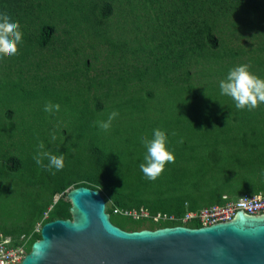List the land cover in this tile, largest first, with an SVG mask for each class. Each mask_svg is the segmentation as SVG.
Instances as JSON below:
<instances>
[{"label": "rangeland", "instance_id": "obj_1", "mask_svg": "<svg viewBox=\"0 0 264 264\" xmlns=\"http://www.w3.org/2000/svg\"><path fill=\"white\" fill-rule=\"evenodd\" d=\"M68 1L83 0H51V13L43 14L55 27L46 47H40L25 29L29 37L22 38L18 54L0 59V237L5 230H22L33 218V210L51 200L26 236L38 235L51 206L58 198L69 202L67 193L86 183L78 174L84 177V168L93 160L100 163L103 155L115 175L122 171L118 175L131 177L140 169L133 164L145 162L142 138L151 139L154 129L166 133L167 147L178 160L165 169L175 167L186 173L184 209L190 204L196 208L222 204L224 196L232 201L264 192V104L243 110L244 117L237 116L228 102L212 105L224 96L219 84L234 67L248 65L251 73L264 79L262 13L248 9L211 12L206 6L218 47L205 58L192 55L186 68L174 72L157 59L164 49L162 54L148 52L160 40H150L151 31L156 33L154 25L136 1L108 0L111 15L107 20L99 12L79 13ZM178 74L188 75L187 82L175 80ZM49 102L59 104L60 110L45 112ZM113 111L119 116L110 131L103 132L96 122ZM205 113L215 116L207 125L190 119ZM41 142L44 151L64 155L63 170L53 175L36 164L33 157ZM9 154L21 157L26 169L8 173L3 165ZM187 159V163L179 162ZM127 163H131L129 168L124 167ZM54 177L69 178V185L50 199ZM125 185L134 186L119 182L124 194L129 190ZM176 185L177 181L172 184ZM99 192L113 225L124 231L159 227L151 220L113 214L114 209L145 211L147 202L139 208H120L112 195ZM181 194L178 189L171 196Z\"/></svg>", "mask_w": 264, "mask_h": 264}, {"label": "trees", "instance_id": "obj_2", "mask_svg": "<svg viewBox=\"0 0 264 264\" xmlns=\"http://www.w3.org/2000/svg\"><path fill=\"white\" fill-rule=\"evenodd\" d=\"M144 11V15L148 17L149 21L153 23L155 32L151 31L153 36L150 40L154 41L159 39L160 42L154 49H149L148 52L151 55L155 53L162 54L157 59L159 62L164 63L167 69L170 71H178L179 69L186 68L192 59V55H198L200 58H205L208 55L214 53L218 47V39L213 32V25L207 20V13L205 8L211 12L221 11H236L239 9H248L249 11L255 13L260 12L264 15V0H134ZM51 0H0V13H7L10 15L13 21L19 23V25L24 28H20L23 31L25 29L29 30V35H31L36 43L44 48L50 42L55 33V27L53 24L43 18V14L47 15L50 11L48 4ZM87 2V3H86ZM89 2V3H88ZM68 6L75 9L79 13H84V11H89V13L99 12L102 20H107L111 15V4L108 0H83L81 2L68 1ZM219 9V10H216ZM51 13V12H49ZM99 16V15H98ZM25 23V24H24ZM30 27H32V32H30ZM159 36L155 38L154 36ZM23 37L25 36L23 33ZM170 60V63L165 61ZM165 69L166 71H168ZM33 77V76H32ZM188 75H175L174 79H182L187 82ZM42 88L45 90V86ZM189 90H192L190 87ZM222 101L228 102L232 106V110L235 111L237 116L244 117L243 110H238L235 108L234 102L231 98L227 96H218L212 105H218ZM245 110V109H244ZM206 111H210L207 109ZM215 116L211 113H205L198 116L191 117L190 119L197 124L200 121L202 124L207 125V123ZM229 158H235V156L230 155ZM114 157L111 158L113 160ZM190 158V157H189ZM249 160V159H248ZM189 159L180 160L179 162L187 163ZM94 163L89 164L84 168V177L78 174L79 178H84L86 183L82 185L95 190L106 191L108 194L112 195L114 198V204L120 208H139L141 204L148 203L145 209L150 215H155L157 213L161 214H174L182 215L185 211H196L201 208H196L195 204H190L189 207L184 209L183 202L185 201V187L187 182L184 181V176L181 170L171 167L177 164H172L168 169H165L163 174L155 181H149L144 178L141 169L136 170L134 174L130 176L118 175L122 171H119L117 175L113 171V168H109V159L105 155L100 159V163L93 160ZM175 162H178L176 160ZM131 163H127L126 168L130 167ZM142 160H138L137 164L134 166H140ZM4 169L10 174H18L24 171V161L21 157L13 154L5 156L4 159ZM108 166V168L106 167ZM128 170V169H127ZM56 180L55 185L49 188V192L52 196L61 194L69 185V178L67 177H54ZM177 181L178 185L172 186V184ZM123 182L128 184L132 183L134 186H126L129 188L128 192L124 194L119 188L118 183ZM183 183V184H182ZM179 191L182 192L180 197L172 198V194ZM169 194V195H168ZM264 194V192L262 193ZM149 197L145 201L143 197ZM238 198H235V200ZM41 203L32 212V219L28 222L22 230H5L3 232L5 236H10L14 240H19L20 236L24 235L29 238L28 245L30 251V246L33 242L40 239V233L38 235H33V237H27L33 230V226L36 220H39L45 213L49 203ZM222 200L219 199L218 203ZM150 204V205H149ZM69 202H64L60 198L51 206L48 212L47 219L44 221L43 225L49 221L55 219H70L71 214ZM110 214V210L107 211ZM144 219L136 220L143 221ZM159 227H171L179 224L175 223H162L156 222ZM161 225V226H160ZM195 227H198L195 225ZM156 228V229H157ZM31 238V239H30Z\"/></svg>", "mask_w": 264, "mask_h": 264}, {"label": "water", "instance_id": "obj_3", "mask_svg": "<svg viewBox=\"0 0 264 264\" xmlns=\"http://www.w3.org/2000/svg\"><path fill=\"white\" fill-rule=\"evenodd\" d=\"M67 199L71 218L45 223L20 264H264V214L124 231L110 222L98 190L80 186Z\"/></svg>", "mask_w": 264, "mask_h": 264}, {"label": "clouds", "instance_id": "obj_4", "mask_svg": "<svg viewBox=\"0 0 264 264\" xmlns=\"http://www.w3.org/2000/svg\"><path fill=\"white\" fill-rule=\"evenodd\" d=\"M22 35L19 23L13 21L9 14L0 13V59L18 54V45L22 43ZM219 88L222 95L231 98L238 110L252 111L260 104H264V79L251 73L248 65H240L231 69L226 79L220 82ZM43 110L50 114L54 111L58 112L60 105L49 102L45 104ZM118 116L119 113L113 111L107 119L98 120L96 125L107 133ZM55 138L53 134L52 139L55 140ZM142 142L146 148V155L145 162L140 164V169L145 179L155 181L163 174L167 164L175 163V156L167 147L166 133L160 129H154L152 138H142ZM180 143L183 141L181 140ZM38 148L39 151L33 157L37 165L46 167L53 175L56 171L63 170L65 167L63 154L54 155L44 151L43 142L38 145ZM45 159L48 161L46 166L44 165Z\"/></svg>", "mask_w": 264, "mask_h": 264}, {"label": "built area", "instance_id": "obj_5", "mask_svg": "<svg viewBox=\"0 0 264 264\" xmlns=\"http://www.w3.org/2000/svg\"><path fill=\"white\" fill-rule=\"evenodd\" d=\"M222 204L201 208L196 211H185L182 215L161 214L150 215L146 210L132 212H121L114 209L113 214L130 217L133 220L147 219L153 222L175 223L187 227V224H195L198 227L210 226L217 223L231 221L238 211H242L250 216L264 214V194L253 196H243L236 200L227 201V197H222ZM197 228V227H191ZM29 238L24 235L19 240H14L10 236L0 237V264H20L27 254L26 246Z\"/></svg>", "mask_w": 264, "mask_h": 264}, {"label": "flooded vegetation", "instance_id": "obj_6", "mask_svg": "<svg viewBox=\"0 0 264 264\" xmlns=\"http://www.w3.org/2000/svg\"><path fill=\"white\" fill-rule=\"evenodd\" d=\"M109 219H110V215H109ZM110 222H111V220H110ZM112 223V222H111Z\"/></svg>", "mask_w": 264, "mask_h": 264}]
</instances>
